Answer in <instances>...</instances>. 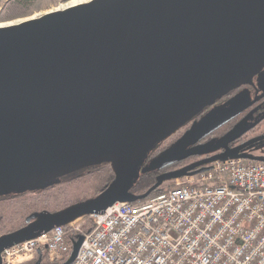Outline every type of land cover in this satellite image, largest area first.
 <instances>
[{
    "label": "water",
    "instance_id": "1",
    "mask_svg": "<svg viewBox=\"0 0 264 264\" xmlns=\"http://www.w3.org/2000/svg\"><path fill=\"white\" fill-rule=\"evenodd\" d=\"M263 68L264 0H90L0 27V195L104 163L114 172L96 197L32 213L2 234L0 264L7 248L117 202L145 200L216 161H264L240 153L264 136L229 148L252 127L247 117L196 144L243 110L234 97L141 169L158 145ZM222 149L160 173L144 194L131 192L141 174ZM84 239L72 241L61 264L75 261Z\"/></svg>",
    "mask_w": 264,
    "mask_h": 264
},
{
    "label": "built area",
    "instance_id": "2",
    "mask_svg": "<svg viewBox=\"0 0 264 264\" xmlns=\"http://www.w3.org/2000/svg\"><path fill=\"white\" fill-rule=\"evenodd\" d=\"M211 167L7 248L2 264L43 255L64 263L72 251L66 229L85 236L72 264H264V161L232 158ZM83 219L93 224L89 233Z\"/></svg>",
    "mask_w": 264,
    "mask_h": 264
},
{
    "label": "rangeland",
    "instance_id": "3",
    "mask_svg": "<svg viewBox=\"0 0 264 264\" xmlns=\"http://www.w3.org/2000/svg\"><path fill=\"white\" fill-rule=\"evenodd\" d=\"M71 1L72 0H38L28 15L15 18L9 17L7 11L2 9L4 7V5H2L0 6V27L12 25L19 21L26 20L27 18L30 19L33 17H38L45 13L52 12V10L56 11L57 9H65L70 7L68 4ZM89 1L90 0H85L83 3ZM181 132L182 129L167 139L165 142L161 143L159 148L167 145ZM252 156L259 159H264V151L260 150ZM90 179V175H85L84 177L67 182L60 185L59 187L49 189L45 192L35 190L33 193L27 196L17 197L9 201H0V216L3 217L0 223V236L2 234L8 233L10 230L14 231V229L17 230L25 226L27 218L34 211L44 208L47 210H57L76 202L80 198L88 196L87 194H90L91 192L88 188V182ZM173 184V181L170 182V187ZM87 220L90 219H83L81 221L87 222Z\"/></svg>",
    "mask_w": 264,
    "mask_h": 264
},
{
    "label": "trees",
    "instance_id": "4",
    "mask_svg": "<svg viewBox=\"0 0 264 264\" xmlns=\"http://www.w3.org/2000/svg\"><path fill=\"white\" fill-rule=\"evenodd\" d=\"M38 0H0V6L4 5V7L2 9H4L5 11H7L8 16L11 18H15V17H22L25 15H28L31 10L33 9V7L35 6L36 2ZM231 125L230 124H226L223 127H221L220 129H218L215 133L216 136H220L223 133H225L229 127ZM218 138V137H216ZM160 145H158L146 158V160L144 161L143 166L141 167L144 168L146 167V165L148 164V162L154 158L155 156H157L159 152L163 151L165 148H159ZM158 150V151H157ZM185 162H183L184 164ZM182 164L177 165V166H173V167H169L164 171H168L170 169H174L175 167H180ZM162 173V171H148L144 174H141L139 176V178L135 181V183L132 185L131 187V192L136 194V195H141L144 194L148 189H150L155 183H156V177ZM85 175H90L91 179L88 182V188L90 189V194H87L88 196H85L83 198H80L79 200H77L74 203H71L63 208H66L72 204L81 202V201H85L91 198L96 197L97 195H99L103 190H105V188L113 181L114 179V172L110 166V164L108 163H104L98 166H93L90 168H86L83 169L81 171H78L76 173L58 178L56 180H54L53 182L45 185V186H41L36 188L37 190L40 191H47L49 189H54L55 187H59L62 184H65L67 182L70 181H74L78 178L84 177ZM170 182L172 181H168L165 184H163L159 189L155 190L149 197L155 196L165 190H167L170 187ZM35 190L34 189H29L26 190L24 192H19V193H10V194H5V195H0V201H9L12 199H15L17 197H22V196H27L30 195L31 193H33ZM139 202V201H138ZM63 208L57 209V210H48L51 212H55L58 210H61ZM47 209H41L38 211H34L32 213L35 212H40V211H44ZM31 213V214H32ZM30 214V215H31ZM86 218V217H85ZM3 217L0 216V223L2 221ZM19 228V227H18ZM93 229V224L91 223L90 220H87V222H85V224L83 225V230L84 233H89L91 230ZM15 230V229H14ZM13 230H10L9 232H11ZM79 235L73 233L72 231H70L69 229H66V239L68 242H72L73 240L78 239ZM43 262L42 264H49L48 261L46 260V257L43 255ZM35 261H30L28 263L25 264H35Z\"/></svg>",
    "mask_w": 264,
    "mask_h": 264
},
{
    "label": "flooded vegetation",
    "instance_id": "5",
    "mask_svg": "<svg viewBox=\"0 0 264 264\" xmlns=\"http://www.w3.org/2000/svg\"><path fill=\"white\" fill-rule=\"evenodd\" d=\"M263 85H264V68L259 74H256L255 76H253L252 83L240 86L239 88L231 91L224 98L219 100L213 107L206 108L201 114L196 116L191 122L187 123L182 128V132L179 133L177 137L173 138L167 145H164V147H162V148L167 149L169 146H171L173 143H175L187 130H189L196 121H199L205 114H207L209 111H211L214 108H218V107L227 105L228 102L231 101L234 97H236V99H237L236 103L239 105H242L243 110L238 115H236L234 118H232L230 121H228L226 123V124L231 125L229 127V129L225 133H223L222 135L216 136L215 135L216 131L218 129H220L221 127H223L224 125H226V124H224L223 126L218 128L217 130H215L214 132L209 134L208 136L202 138L196 144H204V143H206V142H208L211 139H214L216 137H222L224 134H226L228 131H230L236 124H238L241 120H243L246 117L248 119H247L245 125L246 126L252 125V127L250 129H248L247 132L244 133L240 138H238L234 142L230 143L229 148H231V149L236 148V147H238V146H240V145H242V144H244V143H246L252 139L264 136V90L262 88ZM260 150L264 151V139L256 142L255 144H253L247 148H245L240 153H246V154L253 155ZM223 151L224 150L222 149V150L215 152L213 154H210V155L193 156V157H190L186 160L176 162V163L164 168L161 171L164 172V170H166L169 167H173V166H177V165L182 164L180 167H175L174 169H170V170H176V169L182 168L184 166H187L189 164H192L194 162H198V161H202L204 159H207V158H209V157H211L217 153H221ZM161 152H159V153H161ZM159 153H157V154H159ZM183 162H185V163L183 164ZM170 170H168V171H170Z\"/></svg>",
    "mask_w": 264,
    "mask_h": 264
},
{
    "label": "bare ground",
    "instance_id": "6",
    "mask_svg": "<svg viewBox=\"0 0 264 264\" xmlns=\"http://www.w3.org/2000/svg\"><path fill=\"white\" fill-rule=\"evenodd\" d=\"M83 2H85V0H72L68 5H70V7L71 6H75V5H79V4H81V3H83ZM67 5V6H68ZM57 10H60V9H57ZM56 10V11H57ZM53 11V10H52ZM34 18V17H33Z\"/></svg>",
    "mask_w": 264,
    "mask_h": 264
}]
</instances>
